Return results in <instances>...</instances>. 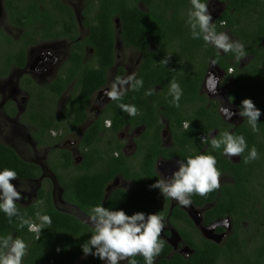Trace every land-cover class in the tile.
Segmentation results:
<instances>
[{
	"label": "flooded vegetation",
	"instance_id": "1",
	"mask_svg": "<svg viewBox=\"0 0 264 264\" xmlns=\"http://www.w3.org/2000/svg\"><path fill=\"white\" fill-rule=\"evenodd\" d=\"M60 2L71 11L73 20L64 10L54 13L55 23L52 19H47L46 24L33 19L30 24L24 25L10 16L5 0H0V70L4 68L6 56H12L11 53L18 49L24 50L22 66L19 67L12 60L6 73L0 72V143L13 148L22 161L36 167L35 177H17L11 181L21 193L22 199L16 203L28 213L26 218L35 220L37 211L45 214L51 205L58 213L74 217L93 232L88 216L94 206L88 202L81 205L69 184L77 175L96 174L106 166L108 159L121 156L125 158L132 178H123L120 173L111 177L102 188L100 205L103 206L108 195L116 189H143L148 205L145 215L157 213L165 217V226L160 235L169 247L165 258L180 256L187 259L194 256L193 263L183 264H264V134L260 125L259 131L253 132L247 120L239 116V108L229 99V90L237 82L233 69L224 71L217 65H211L210 60L198 88V94L203 97L194 96L187 109L183 106L177 109L191 113L201 106H204V110L216 108L221 122L210 119H165L162 111L166 108L157 102L168 101L170 96L158 84H153L152 95H145L148 91L145 89L141 96L154 109L156 119L144 122L117 120L115 123L113 117H116V112H111L109 107L114 101L104 93L110 91L109 86L117 76L126 78L131 70L119 67L123 68V74H119L117 69L111 74L114 65L107 70L105 83L91 93L84 106L83 120L78 122L74 119L75 105L72 103L78 93L75 87L77 77L82 70L96 69L99 64L90 47L86 45L81 48L76 43H84L89 32L84 21L93 14L98 0ZM208 3L221 4L217 0H207ZM89 4L91 7H88ZM138 5L144 8L143 3L138 2ZM218 15L213 17V23ZM71 22L76 24V28L68 31ZM112 22L116 32L115 53L116 45L122 46L118 37L120 21L116 16ZM46 29L61 33L46 38L43 36ZM57 43L60 44L57 46ZM48 46L54 50V53H50L52 56L39 51ZM35 50L39 54L33 57L31 63ZM135 52L139 56L135 60L133 73L137 75L142 54ZM76 58L81 62L75 63ZM245 64L246 60L241 59L239 65ZM210 71L219 80L215 95L207 91L204 83ZM56 85L65 86L58 92ZM123 99L117 102H126ZM127 102L132 103V100L128 99ZM221 106L236 114L226 119L221 113ZM141 111L138 109V114ZM186 121L190 123L187 130L193 135L191 139L183 140L178 136L186 131L183 126ZM4 130H8L9 135L3 134ZM223 131L245 138L248 148L242 156L229 158L223 154V148H212L211 139L218 138ZM205 135L208 141L202 143L201 138ZM20 141L25 145L24 150L19 147ZM253 146L259 158L245 164L244 157ZM198 154L228 161V168L219 169L221 176L218 190L203 197L192 195L191 204L185 207L171 198L163 197L159 189L150 187L160 178H168L177 171V161ZM64 155L68 157V166L63 162ZM143 159H149L146 169L142 168ZM137 177H142L144 182L139 184ZM231 205L235 209H224ZM19 230L20 237L28 245L22 261V264H26L32 239H37L28 229V232ZM54 232L51 226H46L41 230L38 240ZM84 232L91 236L89 232ZM82 245L79 252L70 251L73 255L68 264H84L93 256L85 255ZM52 249L58 257L61 253L60 243H56L54 248L46 247L44 251L51 252ZM58 262L61 263L62 258ZM49 263L55 264V260L50 258ZM87 264H106V261L93 256ZM121 264H127V261Z\"/></svg>",
	"mask_w": 264,
	"mask_h": 264
},
{
	"label": "trees",
	"instance_id": "2",
	"mask_svg": "<svg viewBox=\"0 0 264 264\" xmlns=\"http://www.w3.org/2000/svg\"><path fill=\"white\" fill-rule=\"evenodd\" d=\"M217 1L223 7L214 21L216 31L219 33L226 29L233 41H239L244 45L246 57L241 58L246 60L244 66L239 65L240 60H237L232 52L224 53L211 44H205L202 38H192L187 23L188 12L191 9L190 0H98L93 14H90L84 21V25L89 29L88 35L84 39V43H76V45L81 48L86 45L90 47L99 67L96 69L85 68L86 70H82L77 77L75 87L78 89V93L72 101L75 105L74 119L78 122L83 120L84 106L91 93L105 83L107 70L114 65L116 32L112 18L117 16L120 21L118 37L122 46L132 48L142 54V63L136 78L143 80V87L139 91L129 89L123 97L126 102L114 101L109 105L111 112L112 110L116 112V117H113L115 123L117 120L144 122L156 119L153 115L154 109L149 107L145 98H142V92L145 89H151L153 84H158L159 87H162V91L169 95L170 82L173 80L182 89L179 104L187 109V106L192 102L191 98L194 96L203 97L198 94V88L209 61L215 60L216 65L224 71L232 68L233 75L237 79V82L229 90L230 101L241 110V101L251 99L261 112L257 123L264 134V0ZM138 2L143 3L144 8L140 7ZM202 2H207V0H202ZM5 5L10 16L24 25L30 24L33 19L44 24L47 19H52V22L55 23L54 13L64 10H67L69 19L73 20L71 11L62 5L60 0H5ZM88 7H91V4ZM68 25L70 27L68 31L76 28V24L73 22ZM45 31L43 36L46 38L61 33L51 32L49 29ZM11 54L12 56L5 57L4 68L0 70L3 74L9 69L12 60H15L19 67L23 65L24 50L22 48ZM166 56H168V63L163 65L160 61ZM79 62L81 60L76 58L75 63ZM118 69L119 74L124 73L123 68ZM64 86L56 85L55 88L60 92ZM169 96L168 101L158 100L157 102L166 108L162 111L165 119L169 121L172 119L176 121L210 119L221 122L216 108L204 110V106H201V108L188 113L187 110H177L178 108L171 103L172 96ZM128 99H131L132 103L127 102ZM120 103L134 105L142 111L136 116H129L120 109ZM192 135V132L189 133V130H186L181 132L178 137L187 140L191 139ZM143 160L142 168L146 169L149 159ZM217 161L218 169L228 168L227 160L219 157ZM63 162L68 166L66 155L63 156ZM105 164L106 166L104 165L96 174H79L69 184L74 190L75 198L81 201V205L87 202L91 206L100 205L102 188L116 173H120L123 178H132L125 158L121 156L116 159L110 158ZM4 168L14 170L17 177L21 178L37 175L34 170L35 166L22 161L13 148L0 143V171ZM137 181H140L139 184L144 182L142 177H137ZM140 189H116L108 195L103 207L114 211L122 210L127 215L137 212L146 214L148 205L143 195L144 190ZM17 209L20 215L27 216L28 213L24 208L17 205ZM220 209L222 210V208ZM224 209L231 211L235 207L231 205L230 208ZM45 215L51 217L50 226L55 232L53 235L44 236L41 240L32 239L30 255H27L25 260L26 264H50V258L55 260V264H68L73 253L79 252L80 245L91 238L84 232L87 231L92 235L91 228L72 216L58 213L51 205ZM17 225L18 220L15 217L10 223L9 218L0 211V237L15 233L14 238H21ZM21 230L25 232L27 227ZM58 242L61 248L58 257L54 254L53 249L51 252L44 251L46 247L54 248ZM161 242L163 250L157 256L158 259L154 260V264L194 262V256L187 259H182L180 256L165 258L169 247L165 241L161 240ZM59 258H62L61 263L58 262ZM91 258L84 264L91 262ZM135 259L137 264H145L142 256H136Z\"/></svg>",
	"mask_w": 264,
	"mask_h": 264
},
{
	"label": "clouds",
	"instance_id": "3",
	"mask_svg": "<svg viewBox=\"0 0 264 264\" xmlns=\"http://www.w3.org/2000/svg\"><path fill=\"white\" fill-rule=\"evenodd\" d=\"M190 4L187 23L193 39L202 38L205 44H211L224 53L232 52L237 60L246 57L242 43L233 41L227 33L216 31L207 2L190 0ZM160 63L167 64L168 56ZM216 63L215 60L211 61V65H216ZM204 83L207 91L215 95L219 83L218 78L209 73ZM141 87H143V80L137 79L136 74L132 73L126 78L117 76L111 84V90L104 94L113 101H121L129 89L139 91ZM152 92L153 90L149 89L145 95L150 96ZM169 95L172 96L171 103L179 108L182 89L175 80L170 82ZM119 107L129 116L138 115V109L134 105L120 103ZM221 113L226 119H231L236 114L222 106ZM238 114L247 120L253 132L259 131L257 121L261 112L251 99L241 101V110ZM183 126L187 130L190 123L186 121ZM207 141V135L201 138L202 143ZM211 146L213 149L223 148V154L229 158L242 156L248 148L242 135H234L228 131L221 132L218 138L213 137ZM258 158L259 153L253 146L243 162L247 164ZM177 164L178 170L170 177H162L150 186L159 189L163 197L171 198L186 207L191 204L192 195L203 197L219 189L221 172L216 167L217 160L214 156L205 154L188 156L185 160L177 161ZM16 179L17 173L14 170L4 168L0 171V211L9 218L10 223L15 217L18 220L17 227L21 229L27 227L28 231L34 233L38 240L41 230L51 225V217L40 211L36 212L35 220L20 215L16 202L22 199L21 193L11 183ZM164 220L165 217L162 214L145 215L137 212L127 215L122 210L114 211L96 205L88 216L93 232L91 238L81 246L82 251L85 255L91 254L106 261V264H121L122 261H127V264H137L136 256H142L145 264H154L155 258L163 250L160 235L165 226ZM27 248L28 245L21 238H14L11 234L0 237V264H22ZM93 249L95 251H92Z\"/></svg>",
	"mask_w": 264,
	"mask_h": 264
},
{
	"label": "rangeland",
	"instance_id": "4",
	"mask_svg": "<svg viewBox=\"0 0 264 264\" xmlns=\"http://www.w3.org/2000/svg\"><path fill=\"white\" fill-rule=\"evenodd\" d=\"M207 6H208L209 13L212 16V19H213V17L215 18L219 14L221 7H223V5L219 4V3H216V4L208 3ZM222 32L227 33L229 35V37L233 40V38L229 34L228 30H223ZM117 43H120L119 40H117ZM59 44L60 43H57V46ZM39 51L41 52V54H45L48 56H52V54H50V53H54L53 48L49 47V46L41 48V49H39ZM39 51H37V50L33 51V56H32V59L30 60L31 63L33 62V57L36 56L37 54H39ZM31 55H32V53H31ZM138 56H139L138 53H136L135 51L128 49V48H123L120 44H117L116 48H115V63H114V66L111 70V74L115 73L116 69L118 71L119 67H123L124 69L126 67H128V69L131 70V72L129 74H132L135 70V62H136L135 60L138 58ZM48 59L50 60L51 58L48 57ZM109 89L111 90V85L109 86ZM7 131L8 130H4L3 134L9 135V133ZM19 147L24 150L25 145L23 144L22 141H20ZM30 152H31V150H30Z\"/></svg>",
	"mask_w": 264,
	"mask_h": 264
},
{
	"label": "water",
	"instance_id": "5",
	"mask_svg": "<svg viewBox=\"0 0 264 264\" xmlns=\"http://www.w3.org/2000/svg\"><path fill=\"white\" fill-rule=\"evenodd\" d=\"M209 73L213 74V71H210ZM209 73H208V74H209ZM208 74L206 75V79H207Z\"/></svg>",
	"mask_w": 264,
	"mask_h": 264
}]
</instances>
